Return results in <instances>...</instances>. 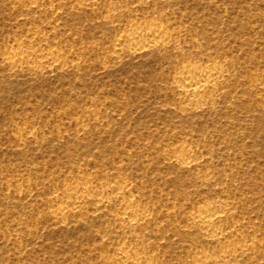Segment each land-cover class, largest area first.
<instances>
[{
  "label": "rangeland",
  "instance_id": "374dc122",
  "mask_svg": "<svg viewBox=\"0 0 264 264\" xmlns=\"http://www.w3.org/2000/svg\"><path fill=\"white\" fill-rule=\"evenodd\" d=\"M153 23L170 38L116 48ZM206 65L220 91L186 98L181 74ZM220 201L245 250L212 264H264V0H0V264H116L122 246L194 264L221 244L190 218Z\"/></svg>",
  "mask_w": 264,
  "mask_h": 264
},
{
  "label": "bare ground",
  "instance_id": "6f19581e",
  "mask_svg": "<svg viewBox=\"0 0 264 264\" xmlns=\"http://www.w3.org/2000/svg\"><path fill=\"white\" fill-rule=\"evenodd\" d=\"M170 36L171 34L162 25L153 23L145 29L124 33L121 38L116 40L115 46L116 48H120L126 45L133 51H141L158 42L168 40ZM25 52H27V50L20 51L18 49H12L8 57L10 64H21L32 57L31 55L33 52H29L28 54ZM57 54L51 51V56H49L47 53V57L51 63L58 61L59 58ZM44 56L41 55L42 58ZM224 74L225 70L222 67L206 65L199 68L194 73L188 72L186 74H181L177 87L186 95V98L192 96H198L200 98L206 95H214L220 91L217 81L223 77ZM190 152L189 145H183L173 151L172 155L177 162L188 166L192 163V160H190L188 156ZM74 188L76 189L74 194H71L65 201L61 202L62 209L70 211L71 209L79 207L83 200L90 196L93 186L90 181H82L78 182ZM119 188L127 190L126 185H121ZM107 196L108 192L105 190L99 202H103ZM230 210L231 207L227 201H220L219 204H209L199 208L197 214L190 218L194 224H199L201 226L202 231L206 235L219 241L221 244V246L214 247L213 250L199 256L194 264L224 262L223 258L217 256V252L222 251L224 256L237 258L242 251L245 250V248L242 249V247L235 248L232 244L233 240H230L231 235L228 236L227 229L230 228L231 225L227 223L226 218ZM119 212L121 216L132 225H139L147 215L132 201L122 204ZM64 213L65 212H62L60 214L57 212L54 215L55 217L61 218ZM241 232L242 231L239 230L238 233L240 234ZM238 233L236 234L237 236ZM239 249L241 250L239 251ZM117 255L116 264H153L147 261V255L132 252L128 246L118 248Z\"/></svg>",
  "mask_w": 264,
  "mask_h": 264
}]
</instances>
